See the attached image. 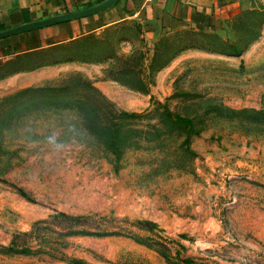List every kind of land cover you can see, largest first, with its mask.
<instances>
[{"label":"rangeland","instance_id":"obj_1","mask_svg":"<svg viewBox=\"0 0 264 264\" xmlns=\"http://www.w3.org/2000/svg\"><path fill=\"white\" fill-rule=\"evenodd\" d=\"M241 4L228 37L147 47L115 24L79 53L0 67V264H264V0ZM87 120L131 134L113 152ZM58 213L92 235L44 223ZM31 229L24 252L4 250Z\"/></svg>","mask_w":264,"mask_h":264},{"label":"crops","instance_id":"obj_2","mask_svg":"<svg viewBox=\"0 0 264 264\" xmlns=\"http://www.w3.org/2000/svg\"><path fill=\"white\" fill-rule=\"evenodd\" d=\"M102 0H0V31L92 6ZM242 0H117L108 8L85 18L23 31L0 39V67L51 50L79 53L84 41L117 24L138 28L144 44L182 31L228 37L230 22L241 10ZM96 38V37H95ZM127 44L130 49V45ZM128 49V50H129ZM112 57L90 65L104 73ZM14 72L10 75H15ZM114 82L103 80L102 83Z\"/></svg>","mask_w":264,"mask_h":264},{"label":"trees","instance_id":"obj_3","mask_svg":"<svg viewBox=\"0 0 264 264\" xmlns=\"http://www.w3.org/2000/svg\"><path fill=\"white\" fill-rule=\"evenodd\" d=\"M136 27V26H135ZM137 32H138V28L136 27ZM121 62V66L124 67V69H128V65L133 63V60H130L129 58L126 59L125 61L120 60ZM136 61H138L139 66L141 65V62L144 61V57L143 56H139ZM152 62H155V58L153 60H151ZM131 72L130 70H124L122 71V74L124 75H129ZM113 81H115V79H112ZM117 81V80H116ZM115 81V82H116ZM123 85H126L125 82H122ZM88 89L90 91H92L94 94H96L97 96L98 93L88 87ZM138 91H145L144 87H141L138 89ZM101 97V96H100ZM99 97V98H100ZM101 99L103 100V98L101 97ZM86 110H84V113L86 116L88 117H95V111L93 109H91L90 107H92V105L90 104H85ZM167 115V114H166ZM87 117V118H88ZM114 118L119 119V121L121 122L123 119H135L137 118L136 115H134L133 113L130 114H125V113H118ZM170 125H173L175 127L179 126V123L184 122L186 125H189L190 122L188 120L176 117V116H172L171 119L169 120ZM86 128L94 133L97 137L98 140L103 143L108 149L112 150L113 152L117 151L118 148L120 147V145L124 142L125 138L127 136H129V134H131L130 131L126 130L121 132L122 126L120 123H115L112 124L110 127H103L101 125H98L96 122L94 121H90L87 120L86 123ZM186 141V138L185 140ZM44 223L47 224H51L53 226H60L63 229H65L66 231H68V235H75V236H90L92 235V233L88 232V231H84V230H79L77 228L79 227H83L84 223L80 222L79 220L75 219V218H71L65 214L62 213H58L52 217H50L47 221H45ZM32 232L33 229H31L30 231L23 233V234H15L11 236V239L9 241L8 246L4 249L5 251L8 252H14L15 254H18L17 252H24V250L27 248L28 242L32 239ZM109 235H112L113 233H108ZM137 242H141L140 239H137ZM149 246H153V247H160L158 246L156 243H153L152 245ZM3 250V249H2Z\"/></svg>","mask_w":264,"mask_h":264},{"label":"water","instance_id":"obj_4","mask_svg":"<svg viewBox=\"0 0 264 264\" xmlns=\"http://www.w3.org/2000/svg\"><path fill=\"white\" fill-rule=\"evenodd\" d=\"M116 1L117 0H102V1L96 3L92 6H89V7L77 9L74 11H70V12L62 13V14H58V15H52V16L47 17V18H43L40 20L24 23V24H21L19 26L0 31V39L14 35V34H17V33H20V32H23V31H27V30L38 29V28L50 26L53 24L70 22V21L81 19V18H85V17L94 15V14L108 8L109 6L114 4Z\"/></svg>","mask_w":264,"mask_h":264}]
</instances>
